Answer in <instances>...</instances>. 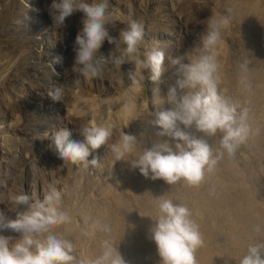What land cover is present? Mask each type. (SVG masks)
<instances>
[{
    "label": "rangeland",
    "instance_id": "374dc122",
    "mask_svg": "<svg viewBox=\"0 0 264 264\" xmlns=\"http://www.w3.org/2000/svg\"><path fill=\"white\" fill-rule=\"evenodd\" d=\"M51 2L0 0V212L7 219L16 218L12 204L15 195L25 192L42 200L51 187L57 188L62 193V207L71 218L65 224L83 235L76 248L80 257L90 250L91 236L97 230L99 219L92 217L96 204H110L115 197L123 199L130 204L136 221L150 211L154 223L148 229L151 234L158 217V198L164 196L180 204L182 199H189L188 194H179L184 190L183 181L169 185L163 179H152L151 173L145 177L135 168V177L143 179L153 192V198L142 206L141 196L137 197L133 185L119 181L111 146L119 145L123 134L132 135L140 143L134 151L140 154L159 138L157 129L147 119H143L139 128L133 122L123 124L117 113L122 106H129L128 102L140 100H145L149 112L168 110L171 107L167 101L168 88L178 78L168 61L184 54L192 61L204 54L201 38L207 34L209 20L225 15L231 17V24L222 30L214 49L218 87L230 102L248 110L249 133L235 155L230 157L225 152L214 170L206 173L203 182L195 187L202 188L204 183L214 180L220 201L239 203L243 205L242 213H247L244 206L250 199L264 211V0H109L112 23L107 27L111 36L118 38L129 19H136L145 25L136 55L143 58L152 48L165 52L164 71L155 82L147 78L150 70L142 71L145 76L142 79L134 62L117 64L115 58L119 57L120 49L107 40L99 51L106 58L112 53L113 59L104 66L99 78L87 79L74 72L73 47L82 28L83 13L74 12L66 18L64 26L53 24L48 10ZM54 56L62 57V62L51 65ZM245 63L246 69L242 68ZM250 69L256 71L255 77L245 72ZM134 72L135 78L131 80L129 74ZM53 84L63 87L61 102L54 103L47 97ZM90 125L108 127L112 132L107 145L92 150L88 157L97 160L95 166L85 167L61 159L51 139L43 138L45 132L67 128L70 140L83 142L80 130ZM189 131L198 137L203 135L194 127ZM220 136L218 133L205 137L214 152L220 150ZM186 191L189 192L188 187ZM188 208L192 216H201L209 222L211 218L221 221L216 234L222 239L211 247L228 246L225 235L232 225L231 217H225V209L202 214ZM17 210H24V206ZM60 226L53 232L65 237ZM201 228L208 231L206 226ZM0 234L13 240L21 236L12 229H4ZM241 243L242 248L230 249L227 258L232 263L246 254L244 249L249 244L264 243V232L249 230ZM119 253L126 260L125 252Z\"/></svg>",
    "mask_w": 264,
    "mask_h": 264
},
{
    "label": "clouds",
    "instance_id": "9594fccd",
    "mask_svg": "<svg viewBox=\"0 0 264 264\" xmlns=\"http://www.w3.org/2000/svg\"><path fill=\"white\" fill-rule=\"evenodd\" d=\"M48 10L53 24L63 26L66 18L74 12L83 13L82 28L73 47L74 72L87 79L99 78L104 66L113 59L112 53L106 58L99 51L107 40L120 49L119 57L115 58L117 64L134 62L135 69L139 67L141 70L142 79H145L142 71L150 70L147 78L154 82L160 80L165 52L152 48L143 58L136 55L145 35L144 23L136 19H129L118 38L111 36L107 27L112 23L109 0H52ZM230 24V16L212 17L207 25V34L201 38L204 54L192 61L187 59L188 54L170 58L169 65L175 68L178 77L175 84L168 88L167 101L171 107L146 114L147 123L157 129L159 140L153 142L150 148H143L139 155H133L140 143L135 136L123 134L121 143L111 146L115 161L128 159L131 155L135 157L130 161L132 167L138 168L145 177L151 173L152 179H163L169 185L183 181L188 186H199L225 152L230 157L235 155L238 147L248 138V110L230 102L220 92L218 65L214 57L221 32ZM185 60L188 62L185 63ZM61 62L62 57L54 56L50 64ZM247 66L242 64L244 69ZM135 72L129 74L131 80L135 78ZM63 94V87L53 84L47 97L56 103L62 101ZM193 127L203 135H193L189 131ZM80 131L84 136L83 142L70 140L71 133L67 128L45 132L43 138L51 139L61 159L85 167L95 166L97 160H89L88 157L92 150L107 145L111 129L90 125ZM218 133L221 134L220 150L214 152L205 137H215ZM163 137L170 140L160 139ZM158 199V217L151 229V239L157 246L161 264H198L195 253L203 247L204 240L199 225L192 219L191 210L164 196ZM62 203V193L55 187H51L42 200L25 192L12 197L16 218L7 219L0 212V232L12 229L21 236L13 240L0 234V264H85L75 254L72 240L53 232V229L71 220ZM20 206H24V210L18 211ZM97 227L104 232L111 231L108 225ZM256 230L259 231V227ZM102 248V253L91 264H125L110 240H105ZM239 264H264V243L249 244Z\"/></svg>",
    "mask_w": 264,
    "mask_h": 264
},
{
    "label": "bare ground",
    "instance_id": "6f19581e",
    "mask_svg": "<svg viewBox=\"0 0 264 264\" xmlns=\"http://www.w3.org/2000/svg\"><path fill=\"white\" fill-rule=\"evenodd\" d=\"M220 49L215 51L216 55L220 53ZM245 72L250 77L256 76L254 69L246 70ZM128 104L129 106H122L120 108L117 113L118 118L123 124L133 122L135 127L140 128L148 112L145 100H140L138 103L128 102ZM132 154L139 155L137 151H134ZM132 159H135V157L130 155L128 159L115 161V157L113 162L119 181L126 186L133 185L137 197L141 196L139 202L143 206L149 203L151 197L153 198V192L147 188V184L143 179L135 177V168L130 163ZM183 184L184 190L180 191L179 194H188L189 199H182L180 201L182 205L193 208L194 212H201L202 214L212 210L219 211L225 209V217L228 219L231 217L229 224L232 227L230 232L225 235V237H228L225 238L228 246H220L218 249H213L211 247L212 243H219L222 239V236L220 237V235L218 236L216 234V230L222 226L220 224L221 221L218 222L211 218L209 222L203 220L201 216H192V219L199 225V230L204 240L203 247L197 249L195 253L198 264H239V260L243 256L237 262L232 263L227 258L231 252L230 249L242 248V239H244L249 230H254L255 233L264 232V211L255 207L250 199L247 200L244 206L248 210L247 213H242L243 205L239 203H233L234 205H231L230 202L220 201L216 197L218 194L216 191L217 184L214 180L204 183L202 188L197 189L195 186H192L194 188L193 190L186 183ZM186 187L189 188V192L186 191ZM171 191L174 192L175 190ZM105 204L108 207H105ZM96 205L92 217H98V225H108L111 231L104 232L96 225L97 230L91 236V248L85 255L82 254L83 256L79 257L76 250L81 244L83 235L79 232H73L69 225L65 224L63 227L60 226L63 234H66L65 238L72 240L75 254L80 260L84 261L85 264H91V261L102 253L103 242L110 240L117 247L118 252H125V264H161L157 246L151 239V234L148 232L150 226L154 224L151 220L152 213L150 211L146 212L139 221H136L133 220L130 204L123 199L115 197L110 204L102 203L101 205ZM201 226H206L208 231H203ZM257 227H259V231L256 230ZM244 250L246 253L247 248Z\"/></svg>",
    "mask_w": 264,
    "mask_h": 264
}]
</instances>
